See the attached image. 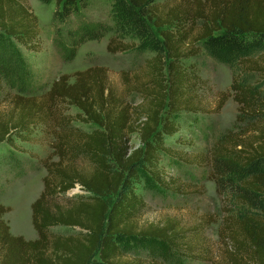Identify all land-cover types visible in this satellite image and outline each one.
<instances>
[{"label":"trees","instance_id":"1","mask_svg":"<svg viewBox=\"0 0 264 264\" xmlns=\"http://www.w3.org/2000/svg\"><path fill=\"white\" fill-rule=\"evenodd\" d=\"M39 1H56L60 20L79 14L89 3ZM109 1L114 37L108 50L155 54L147 62L154 90L147 106L132 109L110 87L108 70L93 67L61 76L40 98L14 96L11 115L0 114V146L15 148V140L28 141L33 125L60 103L77 108L76 119L96 129L57 136L54 156L59 160L44 162V191L31 206L36 240L13 235L3 219L11 208L0 204V264H124L117 262L118 241L136 235L180 247L182 235L174 226L139 230L136 219L145 207L140 184L147 175L163 190L179 191L160 162L163 154H170L167 140L180 131L178 114L192 110L189 92L197 78L183 61L197 56L194 46L199 42L209 56L234 72L231 92L220 93L214 111L220 113L232 95L239 126L220 135L210 154L218 187L225 182L229 187L231 208H225L222 233L223 240L231 241L228 264H264V92L245 78L253 72L264 77V0H180L168 7L160 4L162 0ZM106 32L109 28L102 30ZM39 35L38 18L30 7L0 0V43L7 47L14 39L35 51ZM136 132L142 146L133 149L129 135ZM79 155L92 165L90 173L66 165ZM77 185L88 195L78 196L67 208H52L58 195ZM57 226L82 233L51 236L50 229Z\"/></svg>","mask_w":264,"mask_h":264},{"label":"rangeland","instance_id":"2","mask_svg":"<svg viewBox=\"0 0 264 264\" xmlns=\"http://www.w3.org/2000/svg\"><path fill=\"white\" fill-rule=\"evenodd\" d=\"M17 1L30 7L37 16L39 45L38 49L30 51L14 39L13 45L7 47L0 43V69L5 71H0L1 115H11L13 98L17 94L40 98L61 76L93 67L108 70L110 87L132 109L147 106L148 97L154 90L147 62L155 54L132 50L114 54L108 50L114 37L109 0H89L88 6L79 14L64 20L57 18L56 1L50 5L39 0ZM179 1L162 0L160 4L168 7ZM101 27L109 28V32L103 34ZM198 33L199 28H196L195 34ZM194 49L198 51L197 56L183 61L187 72L197 78L189 92L192 110L178 114L180 131L167 140L170 154H163L160 162L166 168V177L175 179L179 191L177 194L167 192L147 175L140 184L145 207L136 219L139 230L150 226H174L175 232L182 235L180 247L140 235L121 237L118 241L119 263L228 264L231 241L223 240L222 233H225L224 220L228 215L225 208H231L226 195L229 187L226 182L224 187H218L210 154L220 135L237 130L239 126L236 123L238 104L231 94L221 112L214 111L220 93L231 92L234 72L209 56L200 42ZM257 58L261 59V54ZM245 78L250 85H256L264 92V77L259 73L253 72ZM78 113L77 108L60 103L49 117L33 125L28 141L15 140V148L5 144L0 146V204L11 208L3 219L13 235L26 240L38 238L32 225L31 206L44 191L43 179L47 175L44 162L59 160L54 156L57 136L96 129V126L76 119ZM141 146L139 133L130 134L129 147L137 149ZM184 154H187L186 158ZM66 165L84 174L93 169L82 155L70 157ZM87 195L77 185L66 194L58 195L51 206L67 208L78 196ZM21 219L25 222H19ZM49 233L67 237L77 236L82 230L57 226Z\"/></svg>","mask_w":264,"mask_h":264},{"label":"bare ground","instance_id":"3","mask_svg":"<svg viewBox=\"0 0 264 264\" xmlns=\"http://www.w3.org/2000/svg\"><path fill=\"white\" fill-rule=\"evenodd\" d=\"M33 191H34V190H33ZM19 222L23 223V222H25V220H24V219H21Z\"/></svg>","mask_w":264,"mask_h":264}]
</instances>
